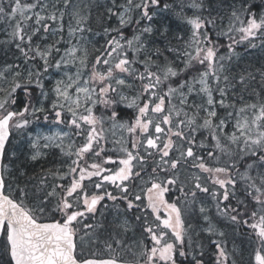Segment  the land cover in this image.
Returning a JSON list of instances; mask_svg holds the SVG:
<instances>
[{
    "label": "snow or ice",
    "instance_id": "snow-or-ice-1",
    "mask_svg": "<svg viewBox=\"0 0 264 264\" xmlns=\"http://www.w3.org/2000/svg\"><path fill=\"white\" fill-rule=\"evenodd\" d=\"M206 2L0 0V47L16 53L0 65V264H209L201 234L211 264H237L218 223L245 237L239 264H264V69L232 71L238 44L264 48V0H239L224 27ZM165 12L190 27L182 47L154 21ZM41 118L57 130L33 136ZM14 134L30 138L27 159L58 150L60 163L22 181Z\"/></svg>",
    "mask_w": 264,
    "mask_h": 264
},
{
    "label": "trees",
    "instance_id": "trees-1",
    "mask_svg": "<svg viewBox=\"0 0 264 264\" xmlns=\"http://www.w3.org/2000/svg\"><path fill=\"white\" fill-rule=\"evenodd\" d=\"M169 3H175V0H168ZM257 2H259V0H257ZM233 6L238 7L239 6V0H207L205 8L206 11H204V15H211L214 17H223V24L221 25L219 20H218V26L219 27H224L227 26L228 23V16L230 13V10ZM99 12L103 11V8H100L98 10ZM98 11L96 9H94L93 11V21H92V25L95 28L96 31H102L103 32V26L100 23V20L97 18L98 16ZM193 13L191 12L188 15H192ZM172 22H174V24L178 27H181L182 30L184 32H187L188 35H190V27L187 25L182 24L180 21H178L175 16H172ZM113 25H115V20H113L111 22ZM129 34H131V29H129ZM103 39H106L103 38ZM222 44H226L227 41L226 40H221ZM248 48V45L246 43L244 44H238L236 46V51L238 50H244ZM3 47L0 48V50L2 51ZM10 51L12 52V49L9 48ZM0 51V52H1ZM221 51H225L224 49H221ZM98 52H94L92 50V58H94L95 55H98ZM13 56L14 54H7L4 58V60L7 62H9L10 60H13ZM1 62V60H0ZM262 67H264V54L260 55V56H253V57H246L241 55L240 58L238 60H235L233 58V62H232V70L234 71V73H238V72H242L245 70H251V69H262ZM259 85V81L257 82ZM260 87V85H259ZM20 98L22 99V95L20 96ZM99 111V109L97 110ZM43 119L41 118L40 121H42ZM39 121V122H40ZM112 145L109 144V147H111ZM57 159V160H56ZM60 160L58 157V150H53L51 152L50 155H48L46 158H42L39 161H27L26 159H23V161H20V163L16 164L17 166H19L21 169L25 170L27 172V176H33L35 174H39L41 172L42 169H49V168H53L55 167L57 164H59ZM15 163V160H14ZM149 164H151V161H149ZM107 167H111V165H106ZM150 173V168L145 172L143 179L147 180L148 179V174ZM183 179V177H182ZM87 183V182H86ZM136 187H134L132 190L134 193H138L142 196V202H137V203H141L143 206V203H147L146 200V196L147 193L144 189H146L147 185L143 184L142 181L137 180L133 182ZM88 188L91 189L92 185L88 184ZM109 190H111V188H109ZM98 191V190H97ZM178 196H180V193L178 191H176L175 187H173L170 192L168 194H166V199L174 200L176 199ZM103 205H106L107 208H101V211L105 212V216L107 218V220L105 221V227H107V221H112L114 217H116L117 212L116 209L113 208V202L112 201H108L105 200L104 202H102ZM121 208H123V204L120 205ZM134 214H140V213H129V218L132 219ZM97 219H100L99 216H97ZM152 220V217L149 216V221ZM91 222V221H89ZM133 223H135V221H133ZM218 227L224 231H226L229 235V249L231 250L232 247V243L231 241L234 238V242H237V246H239V244H243L244 245V250H240V252H243L242 258L244 260L248 259V254H249V249L246 246V241H245V237L240 234V235H235L233 236V232H232V228L231 227H225V223H218ZM244 231H246L245 229H241V233H243ZM100 239H106L107 238V232H101L99 233ZM139 236V231L137 230L135 236L133 235L132 232H129L126 240L128 242H131L132 240H134L136 237ZM195 238V235H193V239ZM214 237H212L213 239ZM199 240L201 242H203V244L205 245V255H204V259L206 261L209 262V264H211V253L213 251L212 246L209 244V238L207 237L206 234H201ZM101 252H103V249H100ZM235 256L237 258V264H239V261L241 259V255L235 252ZM178 259V264H191V256H188L187 258L185 257H177Z\"/></svg>",
    "mask_w": 264,
    "mask_h": 264
},
{
    "label": "rangeland",
    "instance_id": "rangeland-1",
    "mask_svg": "<svg viewBox=\"0 0 264 264\" xmlns=\"http://www.w3.org/2000/svg\"><path fill=\"white\" fill-rule=\"evenodd\" d=\"M97 2L100 4H103L104 0H97ZM191 12L192 11L189 10L188 14H190ZM172 16H174V15L171 12H165L162 15L155 17L154 21L157 24V26H159L161 23H163L164 25H168L170 28V31L168 33V39L171 41V45L176 46V47H182L183 42L176 39L175 37L183 35L184 39L187 40L190 35H188L187 32H184L181 27L176 26L174 24V22H172ZM97 18H98V16H97ZM91 27L93 28L94 32L97 33L96 35L91 37L93 45H95L96 48H100L104 44L105 39H103V38H105V35L102 31L101 32L96 31L92 24H91ZM3 38L4 37L2 35H0V39H3ZM155 39H156L157 43H160L159 37H156ZM89 51H90V58H92V46H90ZM237 52L239 53V58L241 55L246 56V57H253L254 55L260 56V55L264 54V48H260V47L250 48V47H248L244 50H238ZM7 54H11V55L14 54V56L16 55V53L14 52L13 49H12V52L10 51L9 48L3 49L0 52V60H1L0 65L4 64L6 62L4 60V58ZM14 56H13V59H14ZM239 58H234V59L238 60ZM12 61L13 60H10L9 62H12ZM262 69H264V67H262ZM247 71H251V72L255 73L256 69H251V70H247ZM242 72H244V71L242 70ZM242 72L235 73V74H237V78H238L239 74ZM233 73H234V71H233ZM258 81H259V75L256 76V82L254 84H252V87L258 89L259 88V85L257 83ZM56 130H57L56 126L52 125L50 121L42 120L40 122L39 121L33 122L32 124L29 125V131L33 134V136H35L37 133L48 134V133L54 132ZM29 139L30 138L27 136V134H24V135L14 134V136L11 138V143L8 145V149H9V151H15L17 153V158H15V164L20 163V161H23V159H26L27 161H31V160L27 159L28 155L30 154ZM58 157H59V160H61L59 152H58ZM28 177H30V176L22 177L21 180L23 181V180L27 179ZM199 238L200 237L195 236L194 240H199ZM213 239H215V237ZM235 244L237 246V242ZM240 250H244L243 244L242 245L239 244V246H237V248H236V253L243 255V252H240Z\"/></svg>",
    "mask_w": 264,
    "mask_h": 264
}]
</instances>
